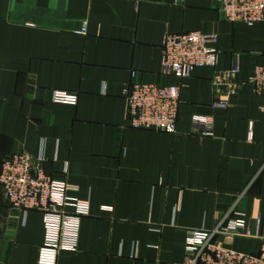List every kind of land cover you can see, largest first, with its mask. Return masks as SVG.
Returning <instances> with one entry per match:
<instances>
[{"label":"crops","instance_id":"crops-1","mask_svg":"<svg viewBox=\"0 0 264 264\" xmlns=\"http://www.w3.org/2000/svg\"><path fill=\"white\" fill-rule=\"evenodd\" d=\"M191 31L216 38L215 66L162 75L164 35ZM260 65L264 21L229 23L215 0H0V171L26 152L89 203L75 250L57 264H182L187 233L225 219L244 229L224 246L258 253L264 97L250 79ZM132 72L180 87L175 133L129 127ZM54 92L77 102L54 103ZM43 241L41 214L13 209L0 187V264H37Z\"/></svg>","mask_w":264,"mask_h":264},{"label":"built area","instance_id":"built-area-1","mask_svg":"<svg viewBox=\"0 0 264 264\" xmlns=\"http://www.w3.org/2000/svg\"><path fill=\"white\" fill-rule=\"evenodd\" d=\"M215 3L229 23L253 26L264 21V0H215ZM85 31L83 25L80 33ZM215 42L213 35L197 31L164 35L161 74L182 80L197 68L214 67L218 57ZM236 71V67L231 69V72ZM130 77L131 81L123 90L129 127L175 133L180 87L144 83L137 79L135 72ZM250 83L254 92L264 97V65L255 68ZM228 97V93L220 94L214 106L225 109ZM53 102L75 105L77 97L54 92ZM195 122L208 123L200 119ZM203 135L209 136L210 133L204 132ZM41 162L26 152L5 158L1 164L0 187L13 209L41 214L44 241L38 251L37 264H57L61 251L75 250L80 221L88 215L89 203L75 197L78 193L76 186L55 181L46 175ZM243 229V221L225 219L210 232L189 231L182 264H264V247L250 255L224 246L226 241L243 236Z\"/></svg>","mask_w":264,"mask_h":264}]
</instances>
